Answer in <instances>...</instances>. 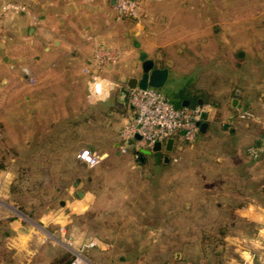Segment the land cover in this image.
<instances>
[{
  "label": "rangeland",
  "instance_id": "rangeland-1",
  "mask_svg": "<svg viewBox=\"0 0 264 264\" xmlns=\"http://www.w3.org/2000/svg\"><path fill=\"white\" fill-rule=\"evenodd\" d=\"M84 4L64 2L60 10L67 16L81 10L95 16L94 6ZM104 4L103 9L117 17L108 0ZM42 8L39 0H0V28L16 25L11 17H19L21 11L37 17ZM154 15L169 22L163 36L180 35L175 46L186 41L188 57L194 58V52L196 58L208 54L204 63L212 68L222 64L214 53L217 33H228L224 41L228 52L246 40H231L230 33L236 29L230 26L231 17L239 18L235 25L242 37L246 31L264 36V0H138L136 15L125 18ZM225 71L228 74L222 78L236 75L234 70ZM162 91L180 106L175 93L167 88ZM62 125L64 147L78 143L80 148L108 155L88 167L75 157L79 149L64 148L63 187L47 198L29 193L20 166L18 180L9 184L12 199L7 198L14 201L11 210L59 251L70 256L71 247L97 238L109 246L100 243L89 250L95 264H240L241 256L253 249L250 239L264 221V150L257 157L248 154L253 135L242 131L225 136L198 134L192 142L180 141L167 162L146 154L140 161L132 151L114 147L112 141L102 143L101 134L89 132L81 117L64 115ZM46 189L48 194L50 189ZM78 190L88 191L90 198L78 196ZM45 206L51 208V216L58 213L62 220L39 224L36 209ZM4 232L0 231V254H16L12 264H17L22 255L5 246ZM259 249L264 256V248Z\"/></svg>",
  "mask_w": 264,
  "mask_h": 264
},
{
  "label": "crops",
  "instance_id": "crops-1",
  "mask_svg": "<svg viewBox=\"0 0 264 264\" xmlns=\"http://www.w3.org/2000/svg\"><path fill=\"white\" fill-rule=\"evenodd\" d=\"M84 1L94 6L95 16L84 10L67 16L60 10L64 2L80 6ZM104 2L39 0L44 8L37 17L21 11L19 17H11L16 25L0 28V151L4 150L1 154L5 155V167L0 169V231L7 235L5 246L9 251L22 255L17 264H53L60 252L55 243H48L11 210L10 203L14 201L7 198L12 199L9 184L18 180L17 168L22 167V182L28 184L33 196L47 198L52 191L61 190L66 148L64 115L81 117L89 132L101 134L102 143L112 141L118 147L119 130L131 116V106L128 101L123 102L120 88L130 76L141 74L140 51L153 60L154 66L168 67V76L161 88L175 93L180 106L183 102L184 105L207 104L202 121L206 124L199 136L237 135L242 131L255 137L252 145L257 144L264 132L263 35L246 31L242 37L235 25L239 18L231 17L230 26L236 28L230 33L231 40H246L241 47H231L228 52L224 44L228 33H217L214 53L222 64L212 68L204 63L208 54L196 58L197 52H194V58L188 57L186 41L182 46H175L180 35L163 36L164 28L169 26L166 17L154 15L139 20L111 17L103 9ZM108 4L114 10L112 0ZM159 19L164 25L162 28L158 25ZM96 43L118 52L116 62L97 70L105 87L100 97L89 93L90 73L96 71L92 66ZM226 69L234 70L236 75L222 78L228 74ZM24 70L34 78L33 82ZM242 111L250 112L251 116L239 117ZM73 144L67 148L81 149L78 143L75 147ZM77 194L83 199L90 198L88 191L78 190ZM52 213L50 207H39L35 213L37 222L62 220L60 214L51 216ZM250 241L253 249L249 251L255 254V260H264L259 249L264 248V221ZM15 256L0 254V264H12Z\"/></svg>",
  "mask_w": 264,
  "mask_h": 264
},
{
  "label": "built area",
  "instance_id": "built-area-1",
  "mask_svg": "<svg viewBox=\"0 0 264 264\" xmlns=\"http://www.w3.org/2000/svg\"><path fill=\"white\" fill-rule=\"evenodd\" d=\"M113 8L118 17L135 16L138 0H114ZM117 59L116 49L100 43L95 44L92 66L96 71L90 73L89 93L91 95L100 97L105 91L103 78L97 70L104 69ZM24 72L33 82L34 78L29 76L28 71L24 70ZM128 102L131 106V116L119 130L118 147L122 152L132 151L135 156H138L141 148H150L157 141L164 144L168 138H173V148L177 147V149L180 147V141L192 142L199 134L200 124L207 113V104L175 106L160 88L152 86L130 88ZM238 116L246 118L250 117L251 113L242 111ZM127 140H132V144L127 145ZM263 150L264 132L259 135L257 144L247 147V152L252 157H257ZM105 156L106 153L88 147H83L76 153V157L88 167L98 165ZM67 243L72 244L70 240ZM98 244L97 238H89L77 247H71L72 257L68 264H95L88 257L87 252ZM254 262L255 254L249 250L241 256L240 264H254ZM256 264H264V260L259 259Z\"/></svg>",
  "mask_w": 264,
  "mask_h": 264
},
{
  "label": "water",
  "instance_id": "water-1",
  "mask_svg": "<svg viewBox=\"0 0 264 264\" xmlns=\"http://www.w3.org/2000/svg\"><path fill=\"white\" fill-rule=\"evenodd\" d=\"M112 2H114L112 0ZM139 59L141 60V74L139 76H130L126 83L121 86L120 88V94L122 96L123 102L128 101V94L130 88L133 87H141L145 88L147 86L152 87H162L167 79L168 76V67L163 66H154L153 60L148 58L146 56V53L144 51H140L139 53ZM184 105V102L182 103ZM205 122H201L200 124V130H203L205 126ZM136 137H139V135H136ZM127 145L132 144V140L126 141ZM174 144L173 138H168L165 143L162 142H155L150 148H141L139 152L143 154H151L153 152L161 151L162 148H165L167 150H171ZM168 161V155L164 156V162ZM171 264V263H167Z\"/></svg>",
  "mask_w": 264,
  "mask_h": 264
},
{
  "label": "trees",
  "instance_id": "trees-1",
  "mask_svg": "<svg viewBox=\"0 0 264 264\" xmlns=\"http://www.w3.org/2000/svg\"><path fill=\"white\" fill-rule=\"evenodd\" d=\"M145 154L139 152L138 153V159L141 161V156H143ZM5 155L4 154H1V157H0V169L4 168L5 167V163H4V160H5ZM89 252V251H88ZM88 252H87V255H88ZM71 257L72 255H67L66 252H63V251H60L59 254H58V257L54 260L53 264H68L71 260ZM89 257V255H88Z\"/></svg>",
  "mask_w": 264,
  "mask_h": 264
},
{
  "label": "flooded vegetation",
  "instance_id": "flooded-vegetation-1",
  "mask_svg": "<svg viewBox=\"0 0 264 264\" xmlns=\"http://www.w3.org/2000/svg\"><path fill=\"white\" fill-rule=\"evenodd\" d=\"M114 1V0H113ZM126 17V16H123ZM173 150H175V148L172 147L171 150H167L165 148H162L161 151H157V152H153L151 154H146V155H152L154 157L155 160L161 158L164 161V156L168 155V160L170 158V154L173 152ZM141 161H143V157L141 156Z\"/></svg>",
  "mask_w": 264,
  "mask_h": 264
}]
</instances>
